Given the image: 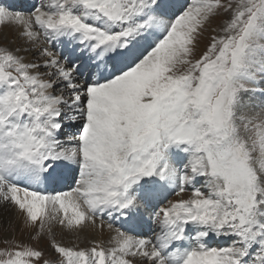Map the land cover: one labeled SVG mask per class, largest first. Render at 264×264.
<instances>
[{
    "label": "snow or ice",
    "instance_id": "1",
    "mask_svg": "<svg viewBox=\"0 0 264 264\" xmlns=\"http://www.w3.org/2000/svg\"><path fill=\"white\" fill-rule=\"evenodd\" d=\"M4 28L0 208L27 240L0 264H264V0L0 2Z\"/></svg>",
    "mask_w": 264,
    "mask_h": 264
},
{
    "label": "rangeland",
    "instance_id": "2",
    "mask_svg": "<svg viewBox=\"0 0 264 264\" xmlns=\"http://www.w3.org/2000/svg\"><path fill=\"white\" fill-rule=\"evenodd\" d=\"M218 22L219 21H213V24L215 25ZM13 36H15V30H12L10 28H4V29L0 30V42H3L4 44H7V46L14 48L16 45L10 43L11 39L13 38ZM5 37H6V39H3ZM206 43H207V40H204V41L201 42V49H203V47H204V45ZM258 102H259L258 98H255L253 100V103H258ZM65 129H67V127ZM64 134H65V136L68 134L67 133V130H65ZM188 196H189V192L183 193V198H188ZM171 197H172V199H178V197H175L174 195L173 196H170V198ZM150 212L151 211H149V209L142 208L140 210L139 220L140 221H149V219H151V217L149 215ZM18 222L19 221H17V223ZM4 236H8L10 238H15L16 240H21V239L27 240V232L21 231L19 229H13V228L5 229L3 226H0V239H2ZM142 236H144V234ZM67 237L68 236H65L63 238V240H64L63 243L66 242L65 243L66 245H71L73 243H78L81 247L87 246V242L88 241L85 240V239H84V241H82V238L80 240H76L75 237H71V236H69L68 238ZM57 239H60L59 233L57 234ZM70 241H71V243H70ZM33 244H34V246H38V247L42 248L47 255H49V256L52 255L51 250L48 247L47 240H45L43 242H40L38 244H37V242L34 241ZM0 247H3V245H0Z\"/></svg>",
    "mask_w": 264,
    "mask_h": 264
},
{
    "label": "bare ground",
    "instance_id": "3",
    "mask_svg": "<svg viewBox=\"0 0 264 264\" xmlns=\"http://www.w3.org/2000/svg\"><path fill=\"white\" fill-rule=\"evenodd\" d=\"M0 1L3 2L4 4H11L13 6L18 4V0H0ZM64 184H65V182L58 183V188H61V186ZM48 189H52V188L48 187ZM44 190L47 191V188H45ZM15 215H16V213L14 211H7L3 208H0V226H2L3 221H7L8 219H10L11 217H13ZM150 223H151V219H149V221H140L139 226L136 228V231H141L148 225L152 226V224H150ZM108 235H109V233H108L107 229H105V231L102 235L99 233H87L85 235H82L80 237V239L82 238V241H84V239L88 241L89 238L94 236L96 239H105L106 240ZM70 243H71V241H70Z\"/></svg>",
    "mask_w": 264,
    "mask_h": 264
}]
</instances>
